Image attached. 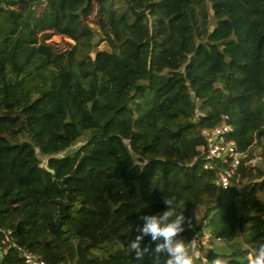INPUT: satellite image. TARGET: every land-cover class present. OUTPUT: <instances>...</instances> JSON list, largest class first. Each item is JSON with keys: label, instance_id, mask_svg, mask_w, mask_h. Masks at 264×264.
<instances>
[{"label": "trees", "instance_id": "1", "mask_svg": "<svg viewBox=\"0 0 264 264\" xmlns=\"http://www.w3.org/2000/svg\"><path fill=\"white\" fill-rule=\"evenodd\" d=\"M45 29L74 43L35 46ZM223 113L246 152L226 189L193 161ZM170 196L180 239L206 229L229 247L201 248L208 264L264 241V0H0V228L47 264H153L150 235L142 260L128 247Z\"/></svg>", "mask_w": 264, "mask_h": 264}, {"label": "clouds", "instance_id": "2", "mask_svg": "<svg viewBox=\"0 0 264 264\" xmlns=\"http://www.w3.org/2000/svg\"><path fill=\"white\" fill-rule=\"evenodd\" d=\"M225 188L228 185H224ZM164 203L168 206L162 214H149L142 217L144 224L128 247L134 253L135 260L143 259L149 247H141L144 236L150 235L155 243L152 250L153 264H195V254H190V249L183 239L179 238V233L184 231L186 217L184 211L177 213L176 197L164 198ZM190 224V222H189ZM231 243V242H229ZM120 247L123 248L122 245ZM215 258L210 264H229L225 257L230 255L227 251L214 249ZM165 259H161V256ZM239 264H264V241H259L255 246H250L245 255L236 258Z\"/></svg>", "mask_w": 264, "mask_h": 264}, {"label": "built area", "instance_id": "3", "mask_svg": "<svg viewBox=\"0 0 264 264\" xmlns=\"http://www.w3.org/2000/svg\"><path fill=\"white\" fill-rule=\"evenodd\" d=\"M234 133L235 127L229 116L221 114L214 125L201 129L203 144L193 158V161H201L202 169L214 173V184L223 189H226L225 184L228 187L240 185L236 176L246 156V152L238 148ZM10 250L20 255L22 264H47L40 253L17 241L10 229L0 228V259Z\"/></svg>", "mask_w": 264, "mask_h": 264}, {"label": "rangeland", "instance_id": "4", "mask_svg": "<svg viewBox=\"0 0 264 264\" xmlns=\"http://www.w3.org/2000/svg\"><path fill=\"white\" fill-rule=\"evenodd\" d=\"M98 6L95 4L94 6V10L93 12L88 16V21L91 25H93V27L95 28V35L93 37V42L98 43V48H109L108 43L103 40L100 41V36L104 34V31H106V29L109 27V25L106 22V19L104 17V13H98ZM57 30L55 29H45L43 31H40L36 34V39L33 42V44L35 46H38L39 41H40V35L42 33H45V41L50 43L51 45H53L55 48L57 49H65L68 47V44H73L74 43V39L71 38L69 35L67 34H62L60 32H56ZM125 127H130V122H128L127 124H125ZM123 128H119L117 129V133L123 135L124 134V129ZM84 141V139L79 140L78 142H76L75 144H73L69 149L66 150V152H70L73 149H76L78 146H80L82 144V142ZM64 153V152H63ZM62 153V154H63ZM263 162L262 157L258 154L257 150L253 151V156L251 158V160L249 161L250 164H257V165H261ZM183 239V237L181 238ZM248 226H245L244 232L243 234L239 237V241L241 243V246L245 247L248 246ZM184 242L187 244V246L190 249V254L194 253L196 258L200 259L199 264H208L206 262V259L204 258L203 255V249L201 248H206V247H210V246H216L218 248H227L229 250V247L226 246L227 244H225L222 240H212L209 237V232L206 229H203L202 232L200 234H196L190 241H187L185 239H183Z\"/></svg>", "mask_w": 264, "mask_h": 264}, {"label": "water", "instance_id": "5", "mask_svg": "<svg viewBox=\"0 0 264 264\" xmlns=\"http://www.w3.org/2000/svg\"><path fill=\"white\" fill-rule=\"evenodd\" d=\"M47 170L51 173L53 172V169L47 168Z\"/></svg>", "mask_w": 264, "mask_h": 264}]
</instances>
